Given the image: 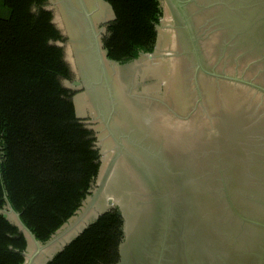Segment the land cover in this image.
<instances>
[{
    "label": "rangeland",
    "instance_id": "374dc122",
    "mask_svg": "<svg viewBox=\"0 0 264 264\" xmlns=\"http://www.w3.org/2000/svg\"><path fill=\"white\" fill-rule=\"evenodd\" d=\"M152 53L106 59L102 0H47L76 118L99 170L51 238L21 232L23 264H44L106 210L123 219L116 264L264 259V0H159Z\"/></svg>",
    "mask_w": 264,
    "mask_h": 264
},
{
    "label": "trees",
    "instance_id": "16d2710c",
    "mask_svg": "<svg viewBox=\"0 0 264 264\" xmlns=\"http://www.w3.org/2000/svg\"><path fill=\"white\" fill-rule=\"evenodd\" d=\"M46 1L0 0V264H23L27 247L5 205L44 243L74 215L99 170L92 133L61 83L70 72ZM102 1L113 14L101 38L106 59L124 65L152 53L159 0ZM122 240L121 214L106 210L44 264H116ZM260 259L251 254L249 264Z\"/></svg>",
    "mask_w": 264,
    "mask_h": 264
},
{
    "label": "water",
    "instance_id": "95a60500",
    "mask_svg": "<svg viewBox=\"0 0 264 264\" xmlns=\"http://www.w3.org/2000/svg\"><path fill=\"white\" fill-rule=\"evenodd\" d=\"M171 2H175L177 3V0H170ZM11 209V208H10ZM12 210V209H11ZM13 211V210H12ZM3 216L5 217V215L3 214ZM17 218H18V215L16 214ZM18 222L19 224L21 225L22 229L27 232V234H29V236L36 242L35 238L33 237V235L22 225V223L20 222L19 218H18Z\"/></svg>",
    "mask_w": 264,
    "mask_h": 264
},
{
    "label": "flooded vegetation",
    "instance_id": "af4514ba",
    "mask_svg": "<svg viewBox=\"0 0 264 264\" xmlns=\"http://www.w3.org/2000/svg\"><path fill=\"white\" fill-rule=\"evenodd\" d=\"M252 263V262H251ZM252 264H264V261L260 259V261H255Z\"/></svg>",
    "mask_w": 264,
    "mask_h": 264
}]
</instances>
